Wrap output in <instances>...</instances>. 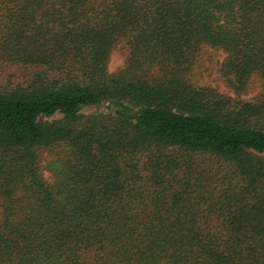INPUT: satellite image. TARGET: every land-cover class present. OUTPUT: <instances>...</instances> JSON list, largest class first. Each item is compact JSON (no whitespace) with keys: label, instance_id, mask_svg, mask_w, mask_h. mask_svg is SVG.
Here are the masks:
<instances>
[{"label":"trees","instance_id":"trees-1","mask_svg":"<svg viewBox=\"0 0 264 264\" xmlns=\"http://www.w3.org/2000/svg\"><path fill=\"white\" fill-rule=\"evenodd\" d=\"M254 75L264 0H0V264H264Z\"/></svg>","mask_w":264,"mask_h":264},{"label":"rangeland","instance_id":"rangeland-1","mask_svg":"<svg viewBox=\"0 0 264 264\" xmlns=\"http://www.w3.org/2000/svg\"><path fill=\"white\" fill-rule=\"evenodd\" d=\"M128 54V48L121 44L112 53L111 61L109 64V71L111 73H117L126 65V59ZM223 60L221 53L215 52L211 49L204 51L196 60L190 79L196 84H209L214 88H217L221 93L237 97L234 92L227 87V85L220 79L217 72L220 67V62ZM264 82L259 75H254L251 78L247 91L241 96L243 100H251L260 95L263 90ZM108 112L109 108L103 106L100 108L88 107L84 110L85 113L92 112ZM46 177L51 179L49 173H46Z\"/></svg>","mask_w":264,"mask_h":264}]
</instances>
